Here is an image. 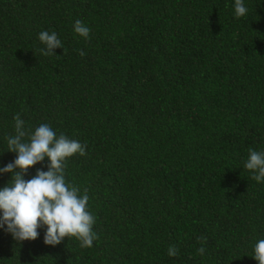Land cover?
Instances as JSON below:
<instances>
[{"label": "trees", "instance_id": "16d2710c", "mask_svg": "<svg viewBox=\"0 0 264 264\" xmlns=\"http://www.w3.org/2000/svg\"><path fill=\"white\" fill-rule=\"evenodd\" d=\"M243 4L237 17L235 0H0V168L18 155L17 114L79 141L64 176L87 190L96 237L50 246L45 225L34 241L5 225L0 264H258L264 181L244 164L264 152V0Z\"/></svg>", "mask_w": 264, "mask_h": 264}, {"label": "clouds", "instance_id": "9594fccd", "mask_svg": "<svg viewBox=\"0 0 264 264\" xmlns=\"http://www.w3.org/2000/svg\"><path fill=\"white\" fill-rule=\"evenodd\" d=\"M247 9L243 0H235V15L243 17ZM74 31L87 38L90 28L77 19ZM46 48L40 49L44 56L55 55L54 49L62 48L55 31H42L38 37ZM83 56L85 53L80 52ZM15 135L6 137L7 151L17 153L14 162L0 168V173H11V182L0 190V228L7 225V230L17 241L36 240L38 229L45 225L47 231L44 243L59 245L65 238L75 237L82 248H89L96 238L93 233L94 217L88 210L89 196L87 190L80 195V188L67 184L64 166L68 158L77 153L85 154V147L77 140L69 139L64 134L58 137L47 124H41L35 131H25V122L20 114L14 117ZM28 136V142L23 138ZM45 157L50 160L47 172L38 170L35 177L25 180L27 170ZM244 168L253 173L252 179L264 181V152L249 149V156ZM200 254L205 249L201 247ZM170 256L177 255L175 246L168 249ZM253 258L258 264H264V239L254 246Z\"/></svg>", "mask_w": 264, "mask_h": 264}]
</instances>
